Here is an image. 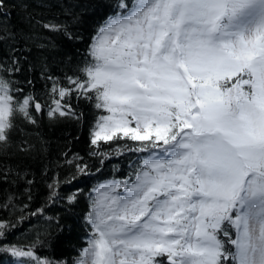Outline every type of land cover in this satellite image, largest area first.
<instances>
[{"label": "snow or ice", "instance_id": "6c2138e0", "mask_svg": "<svg viewBox=\"0 0 264 264\" xmlns=\"http://www.w3.org/2000/svg\"><path fill=\"white\" fill-rule=\"evenodd\" d=\"M5 6L0 0V15ZM117 8L92 38L82 75L49 92L51 122L80 119L73 95L102 110L89 135L101 163L111 151L146 154L134 178L93 189L92 232L76 264H264V0H120ZM43 27L72 39L63 24ZM12 99L0 82L3 145ZM16 108L37 125L33 110L45 105L28 96ZM125 138L140 143H100ZM77 169L73 179L91 175ZM9 227L0 222V241ZM39 243L2 244L0 253L58 264L35 253Z\"/></svg>", "mask_w": 264, "mask_h": 264}, {"label": "trees", "instance_id": "16d2710c", "mask_svg": "<svg viewBox=\"0 0 264 264\" xmlns=\"http://www.w3.org/2000/svg\"><path fill=\"white\" fill-rule=\"evenodd\" d=\"M119 2L5 0V15H0V35L4 37L0 42V82L8 83L13 97L9 120L14 127L8 130V143L0 144V222L14 227L8 228L0 245L22 246L39 239L34 251L42 259L76 264L92 232L85 217L90 197L97 195L93 189L113 180L134 178L136 166L146 155L127 149L111 151L101 163V157L91 154L89 135L102 110L75 95L69 104L80 115L79 120L60 117L51 122L46 114L53 82L69 87L67 77L82 75L81 69L90 59L92 38L107 17L118 11ZM126 2L130 6L134 0ZM49 22L65 25L72 39L65 32L45 29L43 25ZM28 96L45 105L43 113L33 110L37 125L30 124L16 108L17 102ZM126 142L140 143L126 138L100 143L107 150L112 144ZM77 164L87 165L91 175L73 179ZM49 185L59 193L57 198H51ZM72 194L78 200L69 205ZM0 264H20V260L0 253Z\"/></svg>", "mask_w": 264, "mask_h": 264}, {"label": "rangeland", "instance_id": "374dc122", "mask_svg": "<svg viewBox=\"0 0 264 264\" xmlns=\"http://www.w3.org/2000/svg\"><path fill=\"white\" fill-rule=\"evenodd\" d=\"M233 82H234V81H233ZM246 87H247V86H245V88H246ZM118 135H119V134H118ZM161 143H162V142H161ZM120 191L122 192V191H123V188H121ZM158 258H161V257H158ZM158 258H157V259H158ZM164 260H165V262H166V257H164ZM166 263H167V262H166Z\"/></svg>", "mask_w": 264, "mask_h": 264}]
</instances>
